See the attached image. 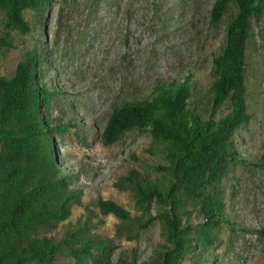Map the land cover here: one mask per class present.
I'll list each match as a JSON object with an SVG mask.
<instances>
[{
	"label": "rangeland",
	"instance_id": "rangeland-1",
	"mask_svg": "<svg viewBox=\"0 0 264 264\" xmlns=\"http://www.w3.org/2000/svg\"><path fill=\"white\" fill-rule=\"evenodd\" d=\"M213 0H48L24 11L31 31L20 34L0 23L11 43L0 49V77H10L29 49L42 50L59 91L51 117L65 127L56 137L58 160L81 191L69 217L48 233L61 236L78 221L109 242L111 264L125 254L146 260L160 241L154 220L137 237L117 232L120 220L103 215L97 199H111L139 215L129 190L114 186L132 168L150 177L166 165L147 130L125 132L111 145L100 133L113 107L145 98L158 82L187 79L190 106L203 118L229 112L225 100L211 111L212 58L221 52L231 4L217 26L209 23ZM246 111L249 119L232 137L238 161L220 189L224 220L211 232L212 243L184 254L180 264H264V13L252 26L245 47ZM59 139V140H58ZM187 204L184 209H190ZM154 212V210H153ZM192 213L191 224L200 220ZM231 223V225L229 224ZM59 264H75L60 255ZM89 264V263H85ZM106 264V263H100Z\"/></svg>",
	"mask_w": 264,
	"mask_h": 264
},
{
	"label": "trees",
	"instance_id": "trees-1",
	"mask_svg": "<svg viewBox=\"0 0 264 264\" xmlns=\"http://www.w3.org/2000/svg\"><path fill=\"white\" fill-rule=\"evenodd\" d=\"M48 0H0V23L20 34L31 31L24 11ZM233 4L221 52L212 58L211 111L229 100L227 114L203 118L190 106L192 88L158 82L145 98L112 108L100 133L111 145L125 132L147 130L166 162L150 177L132 168L114 186L129 190L139 215L111 199H97L103 215L121 222L117 232L137 237L159 221L160 241L146 260L119 255L114 264H180L189 251L212 243L211 232L226 220L220 184L238 161L232 137L250 115L246 111L245 47L252 20L264 13V0H213L209 23L217 26ZM0 36V49L10 47ZM42 50L25 52L10 77H0V264H59L60 255L75 264H111L112 246L78 221L61 236L48 233L67 219L81 191L58 160L55 143L65 127L51 117L59 91ZM59 140V139H58ZM190 209H184L187 204ZM154 210V212H153ZM200 220L191 224L192 213ZM231 225V223H229ZM201 264H214L200 258Z\"/></svg>",
	"mask_w": 264,
	"mask_h": 264
}]
</instances>
